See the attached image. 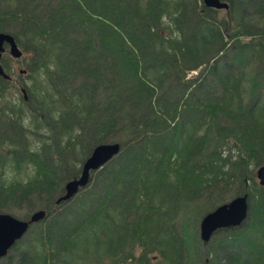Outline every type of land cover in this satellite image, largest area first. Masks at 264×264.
I'll return each instance as SVG.
<instances>
[{
	"label": "trees",
	"instance_id": "trees-1",
	"mask_svg": "<svg viewBox=\"0 0 264 264\" xmlns=\"http://www.w3.org/2000/svg\"><path fill=\"white\" fill-rule=\"evenodd\" d=\"M225 1L228 10L202 0L2 1L0 33L16 26L28 83L26 100L9 96L1 59L10 79L0 77V213L46 218L0 264H264V187L251 169L264 166V110L247 103L239 73L255 53L264 72V0ZM202 67L212 84L198 82L202 72L185 81ZM167 75L179 83L172 106L161 100ZM109 143L119 154L55 205ZM244 195L246 223L203 243L201 219ZM193 205L194 225L177 230ZM237 241L242 250L216 254Z\"/></svg>",
	"mask_w": 264,
	"mask_h": 264
},
{
	"label": "water",
	"instance_id": "water-1",
	"mask_svg": "<svg viewBox=\"0 0 264 264\" xmlns=\"http://www.w3.org/2000/svg\"><path fill=\"white\" fill-rule=\"evenodd\" d=\"M205 8L214 10H228L229 4L225 0H202ZM8 46V53L14 60L22 58L14 37L9 33H0V77L10 79L1 65L2 55ZM23 73V71H20ZM21 93L26 100L25 90ZM118 143L101 144L96 146L89 157L84 161L79 177L67 181L64 184L62 195L55 200V205L71 201L81 190L85 189L90 182V175L102 169L109 161L120 152ZM256 178L258 184L264 187V166L257 168ZM249 217V205L247 195L235 197L228 203L216 207L206 214L199 224V238L203 243H208L213 234L219 230L239 227ZM46 218L45 210H37L29 216L28 220L18 219L7 213H0V260L5 258L9 250L28 232L30 226L35 225Z\"/></svg>",
	"mask_w": 264,
	"mask_h": 264
},
{
	"label": "rangeland",
	"instance_id": "rangeland-1",
	"mask_svg": "<svg viewBox=\"0 0 264 264\" xmlns=\"http://www.w3.org/2000/svg\"><path fill=\"white\" fill-rule=\"evenodd\" d=\"M2 1L3 0H0V10L3 9ZM197 1L200 5L201 4L200 0H197ZM250 20H251V22H249V23L253 26L255 25V23L258 22L257 19L247 18V22ZM260 28H264V27L260 26ZM15 29H16V26L13 24L9 27L7 26L5 28V32H9L12 34V33H14ZM230 51H232V50H229V52ZM255 54L256 55L253 56V58L249 59L250 60L249 63L251 65L246 67V70H245V68H242V67L239 70V73H243V71H245V73L247 74L244 81L242 80V82L245 83V86H246V87L243 86L242 93L244 94V96H245L244 98L250 106L253 104H256L264 110V72L262 71L263 70V64H261V63L259 64V57H258L257 53H255ZM231 55H232V52L227 53L226 57H225L226 59L221 60L220 64H225L226 61H229L231 59L230 58ZM2 58H5L3 61L7 62L8 66H9L10 74H11L12 81H13V85H10L11 86L10 87L11 92L9 93V96L14 95L13 99H18L20 96L21 87H23V85L28 83V79H27L28 75H26L25 71H24L25 70V67L23 65L24 61H22L21 58L19 60L12 59L10 57V55L8 54V48H6V52H5V54H3ZM20 71H23V73H20ZM200 72H202V75H201V78L199 79L198 82L203 80L206 83L208 81L209 84H212V82H210L211 77L206 75V70L204 71L203 67L197 71L187 72L186 76L184 78L185 81L193 79L195 76L199 75ZM168 75H169V73H168ZM168 75L165 77L167 79L164 81V89L162 92V97H161L162 99L161 100H162V102L166 101V104H168L169 106H172L173 103L178 101L179 91L176 89L179 87V83L176 81L177 77L175 79V77H172V76L168 77ZM253 82H254V85H253ZM213 86H215V83H213V85H211V87H213ZM191 89H193V87ZM202 90H207V88L204 86ZM17 91H18V93H17ZM198 98H200V100H202L200 95ZM185 104H186L185 100H182L181 105H185ZM2 121H3V118H2ZM251 169H254L255 180H256V182H258V180L256 178L257 168H251ZM197 212H198V210H197L196 206L193 205L189 209H186L184 211V213H180L178 215V219H176V221L174 222L177 230H181L182 226L186 227V226L194 225L195 221L192 219V217ZM7 214H10V215H12L18 219L23 220V217L25 214V208L14 209V210L12 209ZM29 215H31V214H29ZM245 223H246V221H245ZM198 234H199V224H198ZM221 234H223V233L220 232V233L216 234L214 237H220L221 239H223L224 235H221ZM221 241H223V240H221ZM235 243L236 242H234L233 244L235 245ZM236 245L237 246H235V247L230 246L231 248H229V246H227L226 244L223 243V246H222L223 248L222 249L219 248L221 246V245H219L215 248V252H216V254H221V255L228 253V252L235 254L234 252H237L238 250H242V248H243L240 241L239 242L237 241ZM201 249H202V251H206L205 248H201ZM201 249H199V250H201Z\"/></svg>",
	"mask_w": 264,
	"mask_h": 264
},
{
	"label": "flooded vegetation",
	"instance_id": "flooded-vegetation-1",
	"mask_svg": "<svg viewBox=\"0 0 264 264\" xmlns=\"http://www.w3.org/2000/svg\"><path fill=\"white\" fill-rule=\"evenodd\" d=\"M6 48H8V46H5V50H6Z\"/></svg>",
	"mask_w": 264,
	"mask_h": 264
}]
</instances>
